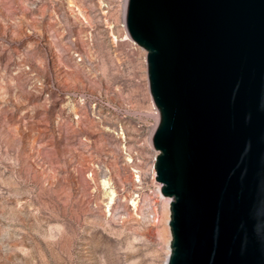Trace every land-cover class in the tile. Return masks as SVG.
Instances as JSON below:
<instances>
[{
    "label": "rangeland",
    "instance_id": "374dc122",
    "mask_svg": "<svg viewBox=\"0 0 264 264\" xmlns=\"http://www.w3.org/2000/svg\"><path fill=\"white\" fill-rule=\"evenodd\" d=\"M124 2L0 0V264H164L157 107Z\"/></svg>",
    "mask_w": 264,
    "mask_h": 264
},
{
    "label": "water",
    "instance_id": "95a60500",
    "mask_svg": "<svg viewBox=\"0 0 264 264\" xmlns=\"http://www.w3.org/2000/svg\"><path fill=\"white\" fill-rule=\"evenodd\" d=\"M160 112L168 264H264V0H128Z\"/></svg>",
    "mask_w": 264,
    "mask_h": 264
},
{
    "label": "bare ground",
    "instance_id": "6f19581e",
    "mask_svg": "<svg viewBox=\"0 0 264 264\" xmlns=\"http://www.w3.org/2000/svg\"><path fill=\"white\" fill-rule=\"evenodd\" d=\"M127 8H128V0H125L124 2V11H125V20L124 22L126 21V13H127ZM126 26V24L124 25ZM128 31V30H127ZM126 38H130V35L129 33L127 32V35H126ZM132 40V39H131ZM147 59V58H146ZM157 120L159 121V115L157 114ZM109 184V181L107 179L104 180V185H108ZM109 188V187H108ZM117 192L114 188H111L109 190V197L110 199L112 200V203L114 202L115 200V196H116ZM162 196L166 199H168V203H167V216H166V229L168 232L171 231V225H170V221H171V201H172V198H169V197H166L164 194H162ZM133 205L135 207H137V202H133ZM136 209V208H135ZM171 241H172V238L170 237L169 240H168V245H167V256H166V259L164 261V264H168V261H169V258H170V255H171V252H172V247H171Z\"/></svg>",
    "mask_w": 264,
    "mask_h": 264
},
{
    "label": "built area",
    "instance_id": "2783aa9c",
    "mask_svg": "<svg viewBox=\"0 0 264 264\" xmlns=\"http://www.w3.org/2000/svg\"><path fill=\"white\" fill-rule=\"evenodd\" d=\"M126 27H127V25H126ZM133 42V41H132ZM134 43V42H133ZM134 44H136V43H134ZM137 45V44H136ZM156 110H157V114L159 115V119H160V112H159V110H158V108H156ZM159 123V121L157 122V124ZM155 132V131H154ZM158 151H157V154H156V157H155V159H154V165H153V169H152V177L154 178V179H157L156 178V176H157V171H156V167H155V163H156V158H157V155H158ZM138 177H139V181L138 182H140V183H142V180H141V175L139 174L138 175ZM157 181V180H156ZM158 182V185H157V195H159V196H162V183H160L159 181H157ZM163 197V196H162ZM149 219L151 220V221H157L158 219H159V216H158V214H157V211H156V209H154V208H152V212L149 214Z\"/></svg>",
    "mask_w": 264,
    "mask_h": 264
}]
</instances>
